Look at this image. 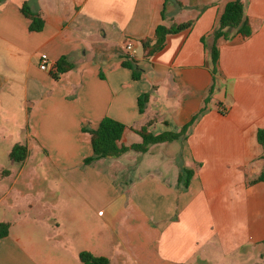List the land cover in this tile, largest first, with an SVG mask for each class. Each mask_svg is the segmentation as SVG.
Listing matches in <instances>:
<instances>
[{
	"label": "crops",
	"instance_id": "1",
	"mask_svg": "<svg viewBox=\"0 0 264 264\" xmlns=\"http://www.w3.org/2000/svg\"><path fill=\"white\" fill-rule=\"evenodd\" d=\"M230 1L0 3V222L10 223L0 264H83L81 251L110 264H248L243 250L264 254V181H254L264 166V0H242L250 36L217 40L218 87L204 102L202 37ZM23 2L40 31L28 29ZM188 20L145 55L140 42L158 25ZM41 53L52 68H39ZM60 57L69 70L58 72ZM131 60L138 79L122 65ZM204 104L185 138L84 164L92 146L82 127L111 117L125 125L118 145L130 146L142 141L134 129L178 131ZM15 143L27 146L22 164L9 159ZM182 166L193 171L186 187Z\"/></svg>",
	"mask_w": 264,
	"mask_h": 264
},
{
	"label": "trees",
	"instance_id": "2",
	"mask_svg": "<svg viewBox=\"0 0 264 264\" xmlns=\"http://www.w3.org/2000/svg\"><path fill=\"white\" fill-rule=\"evenodd\" d=\"M3 0H0V3ZM21 12L30 20L28 29L30 31H40L43 28V19L37 11H33L27 2H23L21 6ZM192 20H188L181 23H172L168 26L158 25L152 37H145L141 40V48L146 56H150L153 53L162 49L165 43L166 36L168 34H174L190 28ZM252 33V27L250 21L246 15L245 4L242 0H233L226 4L224 11L212 32L207 37H202V41L205 43L207 49L206 65L209 67L212 82L208 88V95L205 97L204 102L207 104L210 95L218 87V47L217 40L223 38L225 40L232 39L235 35L239 34L242 37H248ZM122 65L132 70V78L138 79L140 76L139 68L134 61H123ZM72 65L66 60L65 57H60L57 61L58 72H64L69 70ZM57 75L55 74V77ZM149 94L142 93L138 97V110L142 113L145 109L146 102ZM206 105L204 106L184 125L180 127L178 131H164L159 134H153L147 130V125L134 129L138 133L142 141L140 143H133L130 146L118 145L122 133L125 129V125L111 117H103L96 128H89L87 126L82 127L83 131L90 134V142L92 146V154L84 159V164H90L96 159L105 157H119L128 150H135L145 152L149 146L156 143L170 142L185 138L189 128L193 123L205 112ZM257 140L261 145H264V128H260L257 131ZM28 154L27 146L24 143H15L10 152L9 159L15 164H22ZM3 173H7V170H3ZM192 170L185 167H181L178 176V182L186 187L189 184ZM254 181H264V166L261 173L256 177ZM253 181V182H254ZM9 222H0V237L7 234ZM79 260L83 264H110V260L105 256L93 255L87 251H81L79 253Z\"/></svg>",
	"mask_w": 264,
	"mask_h": 264
},
{
	"label": "built area",
	"instance_id": "3",
	"mask_svg": "<svg viewBox=\"0 0 264 264\" xmlns=\"http://www.w3.org/2000/svg\"><path fill=\"white\" fill-rule=\"evenodd\" d=\"M126 49H127V52H128V56L130 58H134V52L132 50V43L131 42H127L126 43ZM40 63H39V68L42 69V70H47L48 68H52V67H49L48 66V57L45 53H41L40 54Z\"/></svg>",
	"mask_w": 264,
	"mask_h": 264
},
{
	"label": "rangeland",
	"instance_id": "4",
	"mask_svg": "<svg viewBox=\"0 0 264 264\" xmlns=\"http://www.w3.org/2000/svg\"><path fill=\"white\" fill-rule=\"evenodd\" d=\"M243 251L247 253L248 255V257H246V259L248 260L247 261L248 264H264V254L260 253L261 255L259 256V253L253 254L251 253V251H247L246 249ZM220 263H221V260L217 262H213V264H220Z\"/></svg>",
	"mask_w": 264,
	"mask_h": 264
}]
</instances>
